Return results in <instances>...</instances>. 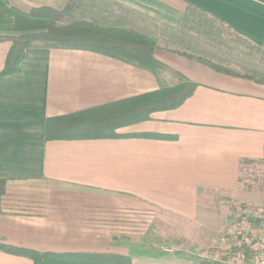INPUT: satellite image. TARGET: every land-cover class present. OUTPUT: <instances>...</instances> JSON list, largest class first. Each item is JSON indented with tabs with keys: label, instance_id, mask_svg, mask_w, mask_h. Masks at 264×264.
<instances>
[{
	"label": "crops",
	"instance_id": "0c3cea01",
	"mask_svg": "<svg viewBox=\"0 0 264 264\" xmlns=\"http://www.w3.org/2000/svg\"><path fill=\"white\" fill-rule=\"evenodd\" d=\"M112 1L169 30L195 7L264 52V0ZM42 6L62 9L65 0H0V34L14 33L17 17ZM159 37L154 56L197 86L180 106L118 132L171 139H47L48 118L178 79L96 52L44 47L27 48L16 71L1 74L11 42L0 41V243L154 264L158 259L145 255L156 248L139 244L143 235L194 253L218 243L228 200L264 205L261 185L241 182L242 166L257 162L264 180V84L160 48ZM0 264L32 261L0 250Z\"/></svg>",
	"mask_w": 264,
	"mask_h": 264
},
{
	"label": "trees",
	"instance_id": "16d2710c",
	"mask_svg": "<svg viewBox=\"0 0 264 264\" xmlns=\"http://www.w3.org/2000/svg\"><path fill=\"white\" fill-rule=\"evenodd\" d=\"M82 6L83 0H65V6L62 9L42 6L31 8L25 14V17H17L13 25L14 33L0 34V41L7 40L11 42L6 65L1 74H10L16 71L19 62L24 57L25 50L31 47L86 50L144 68L156 75L159 72L168 71L178 79L175 85L160 87L157 90L130 98L48 118L45 134L47 139L59 140L129 136L171 139L172 137L167 135L152 133L122 134L118 130L125 126L149 120L151 114L156 111L180 106L192 94L197 84L169 69L154 56L156 39L159 36L156 38L149 35L150 33L143 34L133 30H128L127 33L99 30L86 20L77 17V10ZM218 24L232 37L242 40L248 43L250 48L258 50L228 26L215 18L205 16L192 6L186 11L180 26L171 31L174 32L173 37L180 40L179 42L192 43L196 48L199 41L203 40L239 52L247 58H252V54L246 49H239L236 42L223 40L219 36ZM245 50L246 52H244ZM172 51L208 64L218 71L241 76L226 69L222 70L220 67L211 65L186 52ZM262 53L264 54V52ZM250 71L256 75H261L263 79L243 77L264 84V67L260 68L254 65ZM3 189L4 180L0 179V195L3 193ZM0 250L27 257L32 261V264H131L130 257L114 253L40 252L4 243H0ZM197 264L215 263L199 259Z\"/></svg>",
	"mask_w": 264,
	"mask_h": 264
},
{
	"label": "rangeland",
	"instance_id": "374dc122",
	"mask_svg": "<svg viewBox=\"0 0 264 264\" xmlns=\"http://www.w3.org/2000/svg\"><path fill=\"white\" fill-rule=\"evenodd\" d=\"M77 17L86 20L99 30L120 33L133 30L143 34L150 33L149 35L156 38L160 36V40L157 42L160 48L186 52L211 65L220 67L222 70L226 69L232 73L252 77L253 79H263L261 75H256L250 70L254 65L260 68L264 67V54L259 50L250 48L248 43L232 37L219 24L217 26L220 30L219 36L226 42H236L238 48L248 50L252 54V58H247L239 52L203 40L199 41L200 44L198 43L197 48L192 43L179 42L178 38L173 37V31L157 25L153 19L135 9L112 0H83V6L77 10ZM262 169L263 163L261 162L244 164L241 171V182L249 189L259 183L263 192L261 195L264 196V180L260 179ZM226 205L229 210L228 222L221 232L218 243L215 245L198 249L194 253H186L180 250H172L170 253L163 251L162 248L166 245L170 248L172 246L170 244L164 245L165 242L158 241L156 238L151 239L143 235L138 243L156 248L145 255L149 257H151L150 254L154 255L153 258L158 259L154 264H197L199 259L209 260L215 264H237V261L242 259L249 264H254L259 254L258 248H250L245 243H240L239 239H228L224 243L221 241V236L229 226H236L240 228L238 230L240 237L245 236L248 240L253 238L252 243H250L251 246L255 243L256 246L263 243L262 247L264 248V205L254 206L238 200H228ZM142 220H146V218ZM142 220L134 223L142 224L144 223ZM158 249L165 253H155ZM221 254V258L211 259L212 256H220ZM238 254H240V257Z\"/></svg>",
	"mask_w": 264,
	"mask_h": 264
},
{
	"label": "built area",
	"instance_id": "2783aa9c",
	"mask_svg": "<svg viewBox=\"0 0 264 264\" xmlns=\"http://www.w3.org/2000/svg\"><path fill=\"white\" fill-rule=\"evenodd\" d=\"M239 229L240 228H238L236 226H229V228L222 233L221 241L225 243V241L228 240V239H232V240L239 239L240 243H245L250 248H258L259 249V252H258L259 254L256 257V260H255L254 264H264V248L262 247L263 243H260V244H258L256 246V243L254 242L255 244H253L251 246L250 243H252L253 238H250L248 240L245 236H241L240 237V232H238ZM262 231H263V229H262ZM162 250L165 251V252H170V253L172 252V249L167 248V247H163ZM238 255L240 257V254H238ZM221 256H222V254L220 256H212V257L210 256V257H211L212 260H216V259L221 258ZM237 264H249V263H247L246 261L240 259V260L237 261Z\"/></svg>",
	"mask_w": 264,
	"mask_h": 264
}]
</instances>
